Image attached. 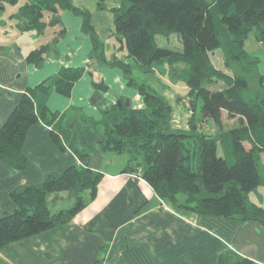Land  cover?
<instances>
[{
	"label": "trees",
	"instance_id": "trees-1",
	"mask_svg": "<svg viewBox=\"0 0 264 264\" xmlns=\"http://www.w3.org/2000/svg\"><path fill=\"white\" fill-rule=\"evenodd\" d=\"M16 2L19 6L10 17L18 20L19 29L38 35L47 28L46 17L64 9L79 13L92 41L91 56L105 60L102 42L90 25L89 11L73 0H0V8ZM97 6L104 8V0H97ZM111 10L114 34L123 41L125 57L143 73L154 72V66L163 62L170 67L181 64V68L173 69V78L179 75L188 95L201 99L200 121L212 119L217 130L197 129L193 99L188 128H171L168 100L132 77L128 60L115 57L108 64L123 70L143 105L114 106L99 121L82 118L101 127L102 148L127 153L125 171L139 174L174 207L264 225V207L248 198L252 189L264 186L259 170L264 154V75L258 79L259 91L250 93L245 74L255 67L257 58L243 48L252 28L264 40V0H118ZM57 34L51 41L61 35L59 31ZM172 34L180 39V50L158 44L157 36ZM217 48L222 49L229 72L213 64L211 54ZM46 49L47 45L31 49L26 60L40 65ZM82 73L81 67H62L56 75L27 88L0 125V160L14 171L33 166L23 148L30 127L38 122L50 126L58 150L68 147L79 160L60 173H46L40 184L22 185L12 191L15 208L0 216V250L70 221L96 196L102 173L90 167L92 153L75 147L71 141L74 135L65 143L62 129H57L62 114L46 105L52 90L69 96ZM223 110L238 121L227 130L222 129ZM59 200L70 204L59 206ZM220 264L255 262L227 251L220 255Z\"/></svg>",
	"mask_w": 264,
	"mask_h": 264
},
{
	"label": "crops",
	"instance_id": "crops-1",
	"mask_svg": "<svg viewBox=\"0 0 264 264\" xmlns=\"http://www.w3.org/2000/svg\"><path fill=\"white\" fill-rule=\"evenodd\" d=\"M81 1L73 0L76 6L89 11L90 25L103 45L102 35L114 32L111 7L118 3L97 7L92 13ZM56 16L58 22L50 26L56 29L60 25L61 35L45 43L34 42L33 38L41 34L19 29L18 20L11 17L15 27L30 32L32 39H0V125L27 88L56 75L62 67H81L83 73L69 96L50 91L46 105L51 111L63 114L78 107L77 113L87 111L83 119L101 120L107 110L91 101L95 92L92 81L101 79L108 86L104 96L113 102V107H118V100L121 106H127V98L128 106L142 107L141 95L127 83L119 66L108 64L104 49L105 60L91 56L92 41L83 28V17L70 9ZM42 45H47L42 63L27 61V53ZM216 63L213 62L225 70L224 57ZM224 113L227 115L223 110L222 117ZM212 129L210 133H215ZM50 130V126L38 122L28 131L23 149L32 167L14 171L0 160V216L15 208L11 197L14 189L40 184L46 173H60L67 165L79 163L68 147L58 150ZM70 135H74L71 141L75 147L89 149L90 167L102 173L95 198L70 221L9 243L0 250V264H220V255L227 251L264 264V225L259 221L238 222L174 207L161 199L139 174L125 171L127 159L119 169L109 170L116 157L113 151L102 148L100 126L82 120ZM70 137L68 133L62 135L65 143Z\"/></svg>",
	"mask_w": 264,
	"mask_h": 264
},
{
	"label": "rangeland",
	"instance_id": "rangeland-1",
	"mask_svg": "<svg viewBox=\"0 0 264 264\" xmlns=\"http://www.w3.org/2000/svg\"><path fill=\"white\" fill-rule=\"evenodd\" d=\"M20 2V0H18ZM82 2V3H81ZM80 3L88 8L92 13L97 11V0H82ZM114 2L118 3V0H104V5L107 7H111ZM18 2L16 3H8L5 6L0 8V39H5L6 37H16L20 38V36H25L24 39H32L29 38L30 32L20 31L17 27H15L13 19L9 17L12 10L18 7ZM109 11V9H107ZM113 14V13H112ZM110 13V15L112 16ZM51 21V20H50ZM50 21L48 22L47 28L44 33L40 36H35L33 38L34 42H47L58 36L57 32L61 27L58 25L56 29H53L50 26ZM106 36V37H105ZM103 41V49L104 54L107 59L113 60L116 56L118 59L128 60L131 64V76L136 78L137 81H144L148 85L152 86L155 90H157L162 96H164L168 102L170 103V126L173 129H187L188 127V117L192 113L191 99L194 100L195 109H194V117L195 124L198 130L203 129L207 132L212 131V127L214 131L217 130L215 123L212 119L207 120V122L200 121V107H201V99L190 97L188 95V87L186 86L184 80L178 75L175 79L173 69L181 68V64H176L177 67H170L167 62L160 63L154 66V72L152 73H143L141 72L134 64L132 60L125 57L123 53V49L119 50L120 44L117 41L116 35L113 31H108L106 35H102ZM176 34H172L169 37L157 36V42L160 46L169 47L173 50L181 49V41ZM38 39V40H37ZM244 50L257 58V62L255 67L248 73H246V78L249 84V92L257 93L259 90L258 79L260 75H264V40L258 38L257 30L252 28L244 41L243 44ZM223 53L221 48H217L211 54L212 61L215 65H218L216 62L218 59H222ZM224 68L226 71L225 64ZM223 65L220 67L223 68ZM229 72V71H228ZM93 73V72H92ZM96 79V77H95ZM94 81V80H93ZM95 82V81H94ZM106 85V84H105ZM213 87V86H212ZM78 107H71L68 111L62 114L60 118V124H57V129H62V134L72 133L75 126H77L80 122H82V115H87V111L85 109L81 110L80 113H77ZM78 114V115H77ZM61 115V114H60ZM76 116V123L71 125L68 124V121L72 119V117ZM223 122V130H227L233 125L238 123L237 117L230 118L225 113L222 117ZM202 122V123H201ZM101 125V124H100ZM71 131V132H70ZM69 142V141H68ZM70 143V142H69ZM246 148L249 147L248 143H245ZM89 151V149H82ZM111 151V150H110ZM90 152V151H89ZM112 152V151H111ZM113 153V152H112ZM116 158L113 163V166L110 167V171L113 169H119L122 166V161L125 159H129V156L125 152L115 153L113 154ZM262 164L260 167V174L264 179V154H262ZM127 164V163H126ZM125 165V164H124ZM115 167V168H114ZM249 201L254 202L258 205L264 206V186L258 185L254 189H252L248 193ZM262 204H261V203ZM69 202H63V200H59L57 205L59 206H68Z\"/></svg>",
	"mask_w": 264,
	"mask_h": 264
},
{
	"label": "water",
	"instance_id": "water-1",
	"mask_svg": "<svg viewBox=\"0 0 264 264\" xmlns=\"http://www.w3.org/2000/svg\"><path fill=\"white\" fill-rule=\"evenodd\" d=\"M57 22H58V17L55 16L53 19H51L50 25H55ZM116 38H117L118 43L120 44L119 50H122L124 47L123 41H122V39H120L117 36H116ZM92 87L95 90V92L91 96V101L93 103H96L97 105H99V107L102 105L105 107L106 110H110L114 104L112 101L108 100L104 96L105 92H107V90H108V86L105 85L103 79H101L100 81H95V82L92 81ZM129 103H130V99L127 98L126 99V105L128 106ZM121 104H122L121 101L118 100L117 106L119 107V106H121ZM75 118H76V116L72 117V119H70L68 121V124L71 125L74 122Z\"/></svg>",
	"mask_w": 264,
	"mask_h": 264
}]
</instances>
